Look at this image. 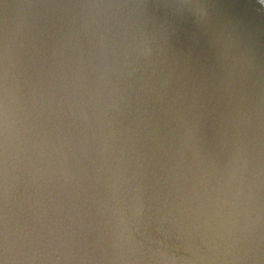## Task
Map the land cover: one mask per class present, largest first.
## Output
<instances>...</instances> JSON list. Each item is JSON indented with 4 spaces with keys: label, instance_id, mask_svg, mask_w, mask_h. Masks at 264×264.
Listing matches in <instances>:
<instances>
[{
    "label": "water",
    "instance_id": "95a60500",
    "mask_svg": "<svg viewBox=\"0 0 264 264\" xmlns=\"http://www.w3.org/2000/svg\"><path fill=\"white\" fill-rule=\"evenodd\" d=\"M0 264H264V0H0Z\"/></svg>",
    "mask_w": 264,
    "mask_h": 264
}]
</instances>
